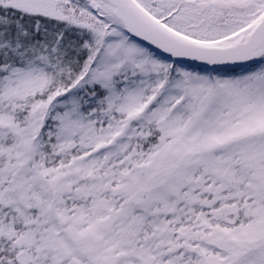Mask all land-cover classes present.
Segmentation results:
<instances>
[{"label": "snow or ice", "instance_id": "obj_1", "mask_svg": "<svg viewBox=\"0 0 264 264\" xmlns=\"http://www.w3.org/2000/svg\"><path fill=\"white\" fill-rule=\"evenodd\" d=\"M0 264H264V0H0Z\"/></svg>", "mask_w": 264, "mask_h": 264}]
</instances>
